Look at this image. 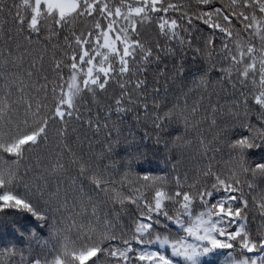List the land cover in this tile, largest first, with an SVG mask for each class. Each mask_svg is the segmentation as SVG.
Instances as JSON below:
<instances>
[{
	"label": "trees",
	"instance_id": "trees-1",
	"mask_svg": "<svg viewBox=\"0 0 264 264\" xmlns=\"http://www.w3.org/2000/svg\"><path fill=\"white\" fill-rule=\"evenodd\" d=\"M122 2L124 5L122 12L125 14L129 6L141 4V0H100L101 5L108 4L113 11ZM161 2L165 6L167 4L180 6L175 11L170 10L167 18L178 20V34L185 41L183 47L179 40L170 42L164 38L158 27L160 19L157 14L152 13L143 20L141 17H133L138 32L132 34L130 38L139 39L146 47L152 49L151 63H147L140 55L129 58L131 71L120 77L118 59L107 53V50L100 49L109 55L105 66L112 64L117 69L116 74L110 78L107 90L97 89L95 94L84 92L82 97L78 98L72 118L66 123L54 124L39 147L25 146L23 159L18 161L19 173L24 183L39 185L45 192L44 200L40 202L42 210L60 207L62 215L57 214L55 219L57 221L65 219L69 225L73 220L78 225L87 224L89 221L95 224L96 217L92 215V205H82L76 191L83 186L99 209L100 226L103 225L106 216L108 219H116L128 234L126 238L137 251L141 245L136 244L132 237L136 235V221L143 220L144 217L132 200H139L140 205L154 203V191L143 186L145 175L165 178V191L169 194H174L177 190V177L185 183V190H189L188 186L193 185L201 188L207 185L211 189L215 175L207 178L205 173L209 169L224 179L238 170V153L232 149L231 144L242 137L233 134L243 133L246 136L264 134V118L259 115V106L254 103L251 78L248 86L244 87L239 83L235 70L231 77L228 72L222 71L230 66V61L225 60L223 52V44L227 37L218 29L209 28L202 19L197 18L204 12L214 13L216 7L228 11L231 0H212L210 5L199 3V0ZM14 3L18 5L21 0H0V7L7 5L0 10V132H9L12 135L17 134V128L27 131L25 125L27 105L22 101V96L33 103L34 112L35 103L44 100L46 96L47 102L51 103L54 83L63 85L67 91L72 73L65 67L58 74L54 66L57 61H67L70 64V57L74 53L78 61L80 49L75 46L74 35H83L87 38L92 33V43L86 45V49L95 56L93 51L95 24L101 22L106 29L108 23L97 10L91 17L74 19L68 27L59 32L58 36L51 34L50 29L45 27L39 38L33 35L29 40L28 32H21L15 22L18 9L13 7ZM29 3L34 4V0H29ZM19 10L30 18V8L26 11ZM44 11L42 7V13ZM253 14L257 16V24L244 32V36L248 39L255 36L252 46L259 50V33H264V15L259 14L258 9L255 13L249 10L248 15ZM189 17L192 19L191 24L187 22ZM232 20L231 27L234 31L243 28L235 17H232ZM210 22L224 24L222 17L218 20L214 14ZM41 23L50 25L51 19L45 20L42 16ZM121 25L128 26L123 16L116 20V30L110 34L113 39ZM66 37L71 40V48L67 46ZM208 41L212 43L208 44ZM100 43H103L102 37ZM233 44L234 42H230L229 47L235 51ZM118 47L122 54V45ZM157 54L160 63H156ZM261 54H264V50L257 52L258 56ZM101 59L102 57H96L94 63L99 66ZM180 63L184 64L185 71L181 79H176L173 66ZM165 67L168 69L167 77L160 74ZM86 68L87 65L85 71ZM58 76H62L63 80ZM5 77L9 81L15 77L17 81L12 84V94L7 99L5 94L9 89L4 87ZM20 80L23 81V93L20 91ZM140 80H143L145 85L138 90L135 84ZM256 80L258 82V75ZM82 82L83 77L78 75L77 83L81 87ZM121 83L127 86L126 91L131 95L123 98L121 108L124 111L117 113L115 100L120 97ZM42 87L46 90H41ZM31 119V116L27 118L28 125L31 124ZM5 123L7 127L4 126ZM245 125H251L254 131ZM65 129L67 134L59 135ZM136 156L140 158H134ZM260 156L259 149H249L246 158L252 162L258 161ZM0 160L11 163L16 161L17 157L0 152ZM129 163L131 167L128 166ZM82 166L90 171L81 175ZM96 169L103 173V180L106 181L103 187L107 192L100 191L91 180V170ZM239 179L240 190L244 194L242 199L248 201L246 227L255 235L261 225L258 197L264 193V177H253L249 172L241 175ZM249 185L254 187L250 188ZM191 190L195 191L194 188ZM221 194L222 190L211 198L208 208ZM235 195L240 196V192ZM121 199L124 201L123 204L120 202ZM199 203L200 198L196 196L188 213L182 216L185 227L194 229L197 227L198 216L206 211L203 206L196 207ZM165 205L172 210L171 201L165 200ZM6 211L7 216L0 213V264H21L22 257L30 261L37 258L38 254L42 256L41 244L51 236L49 227L52 223L51 214L48 223H45L31 213L16 209ZM230 230H234V227ZM157 234L168 239L169 243L164 248H160L158 242L143 247L150 251H163L173 259L174 264L187 262L182 257H172L171 244L176 243L179 246L181 241L199 243L174 224L167 228L156 226L153 240ZM112 243L123 247L122 242ZM233 243L236 245L234 249H215L209 255L199 257L200 264H225L229 260L230 252L234 257H239L241 250L236 242ZM29 249L32 250L31 253ZM262 252L264 249L245 255L260 256ZM132 259H135V253L132 254Z\"/></svg>",
	"mask_w": 264,
	"mask_h": 264
},
{
	"label": "snow or ice",
	"instance_id": "snow-or-ice-1",
	"mask_svg": "<svg viewBox=\"0 0 264 264\" xmlns=\"http://www.w3.org/2000/svg\"><path fill=\"white\" fill-rule=\"evenodd\" d=\"M199 3L210 5L212 0H199ZM123 6L122 2L113 11L108 4L101 5L100 0H34V4H30L29 0H21L20 4H13V7L18 9L15 22L21 32H28L29 40L33 35L39 38L45 27L50 29L51 34L58 36L59 32L68 27L74 19L91 17L97 10L108 21L106 29L101 22L95 24L96 34L93 47L95 56L86 49V45L92 43V33L87 38L83 35H74L75 46L80 49L78 61L74 53L70 57V64L67 61H57L55 63L54 68L58 74L65 67L72 73L67 91L64 90L63 85L54 83L51 103L47 102L46 96L44 100L35 103L36 110L34 112L32 111L33 103L27 97L22 96V101L27 105L25 108L27 131H21L17 128L16 135L9 132H0V152L17 157V160L11 163L0 160V213L7 216L8 212L6 210L16 209L20 212L31 213L45 223H48L50 214L52 218V223L49 225L51 236L49 240L41 244L42 256L38 254L37 258L30 261H26L22 257L21 264H89V262L91 264H121V262L123 264H174L173 259L163 251H150L143 247L158 242L160 248H164L169 243L168 239L157 234L155 240H153V232L156 226L167 228L170 224L176 225L186 232L188 237L199 242L184 243L181 241L179 246L176 243L171 244L172 257H182L187 264H200L199 257L207 256L215 249H234L236 245L233 242H236L241 250L240 256L234 257V254L230 252L228 254L229 260L225 264H264V252L260 256L245 255V253H255L264 249V193L258 197L260 200L261 225L253 235L246 227L248 201L242 199L244 194L240 190L241 181L239 179L241 175L249 172L253 177H264V134L251 136H246L243 133L233 134L242 137L231 144L232 149L238 153V170L234 171L229 178L224 179L209 169L205 173L206 177L210 179L215 175V182L211 184V189L207 185L202 188L193 185L188 186L189 190H185V183L177 177V190L174 194H169L165 191V178L145 175L143 186L154 191V203L148 202L140 205L139 200H132V203L137 205L141 216L144 217L143 220L136 221V235L132 237L136 244L141 245L138 251L132 247V242L126 238L128 234L116 219H108L106 216L103 225L100 226L99 209L83 186L76 190L80 203L82 205H92V215L96 217V223L93 224L89 221L87 224L80 223L78 225L73 220V223L69 225L65 219L60 221L55 219L57 214L62 215L60 207H49L47 210H42L40 202L44 200V190L39 185L33 186L24 183L23 178L20 176L18 161L23 159L25 146H28V148L39 147V144L47 138L49 129L54 124L66 123L68 119H71L73 111L76 110L78 98H81L84 92L95 94L97 89L100 91L107 90L110 78L116 74L117 69L112 64L105 66V63L109 60V55L100 51V49L107 50V53L118 59L120 77H124L131 71L129 58L140 55L147 63H151L152 49L146 47L139 39L130 38L132 34L138 32L137 23L133 17H141L143 20L147 19L152 13L157 14L160 19L158 27L164 38L170 42L179 40L181 47H183L185 41L178 34V20L167 18L170 10H177L180 7L179 5L167 4L165 6L161 0H141L139 6H129L127 14L122 12ZM4 7H7V5L0 7V10H3ZM42 7L45 10L43 13ZM28 8L31 9L30 18L19 10L24 9L26 11ZM257 9L259 14L264 15V0H240L239 3L237 0H231L228 11L216 7L214 13L204 12L199 14L197 18L202 19L209 28L218 29L220 33L227 37L223 44V52L225 53V60L230 61V66L227 69H222V71L228 72L231 77L233 70H235L236 75L239 77V83L244 87L248 86L251 78L254 103L259 106V115L264 118V54L257 55L259 50H264V33H259V50L252 46V40L255 39V36L252 39L244 36V32L249 31L253 28V25L257 24V16L255 14L250 16L248 12L252 10L255 13ZM161 13L165 15L160 16ZM213 14L218 20L222 17L224 24L210 22ZM42 16L45 20L50 18L51 24L43 25L41 23ZM122 16L128 26L121 25L113 39L110 34L116 30L117 18ZM232 17H235L236 21L243 25V28L239 31H234L231 27L233 24ZM187 22L192 23L191 17L188 18ZM101 37L103 38L102 44L100 43ZM66 41L68 42L67 46L71 48V40L66 37ZM230 42H234L235 51L232 47H229ZM188 43L191 46V42ZM207 43L211 44L212 42L208 41ZM118 45L123 47L122 54ZM157 49H159V46H157ZM237 53L239 56H237ZM96 57H102L99 66L94 63ZM156 63H160L158 54ZM85 65H87L86 71ZM173 71L175 78L181 79L185 71L184 64L174 65ZM160 74L167 77V67L161 70ZM78 75L83 77V87L77 83ZM257 75L259 76L258 82L256 80ZM58 78L63 80L62 76H58ZM14 83H17L15 77L12 81L5 77L4 87L9 89L5 94V99L11 96V87ZM19 85L20 91L23 93L22 80L19 81ZM144 85L145 82L140 80L136 82L135 88L139 90ZM126 87L124 83L120 84L121 94L115 100L117 113L124 111L121 108L124 103L123 98L131 95L126 91ZM57 88H59V92H57ZM41 90L46 89L42 87ZM156 95H159L158 90ZM5 107L7 108L8 105H5ZM29 116L32 118L30 125L27 123ZM90 124L91 122H89ZM4 126L7 127V123ZM245 127L254 131L251 125H245ZM66 134V129L59 133V135ZM249 149H259L261 151L258 161L249 162L247 160ZM134 158L139 159L140 157L136 156ZM128 166L131 167V164L129 163ZM88 171L90 169L82 166L81 175ZM91 171L92 182L100 191L107 192L103 187L106 183L103 180V173L99 169ZM21 186H23V191H21ZM249 187L253 188L254 186L249 185ZM192 188L195 191H192ZM221 190L222 194L208 208L211 198L217 193H221ZM237 192H240V196L235 195ZM196 196L200 198V203L196 207L203 206L206 211L198 216L197 227L194 229L185 227L182 216L188 213ZM117 198H119V194H117ZM165 200L172 202L173 208L171 211L165 205ZM120 202L123 204V199ZM66 205L67 201L65 200V210ZM161 217H163V220H161ZM145 220L147 222H144ZM233 227L234 230H230ZM219 237H225V239ZM113 241L122 242L123 247H118L112 243ZM44 249H47V251H44ZM31 251L29 249L30 253ZM133 253H135V259H132Z\"/></svg>",
	"mask_w": 264,
	"mask_h": 264
}]
</instances>
